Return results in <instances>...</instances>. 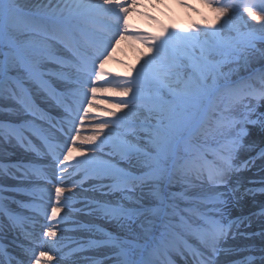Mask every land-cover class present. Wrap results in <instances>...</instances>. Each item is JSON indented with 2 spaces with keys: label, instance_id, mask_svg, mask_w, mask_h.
<instances>
[{
  "label": "snow or ice",
  "instance_id": "6c2138e0",
  "mask_svg": "<svg viewBox=\"0 0 264 264\" xmlns=\"http://www.w3.org/2000/svg\"><path fill=\"white\" fill-rule=\"evenodd\" d=\"M201 3L215 13V22L205 28H164L149 34L128 32V16L139 7L138 0H73L58 12H33L21 0H0V98L14 100L20 111L34 114L28 89L36 85L54 95L49 81L53 76L63 79L68 67L74 70L70 95L83 97L75 109L64 97L58 99L76 135L69 137L71 144L63 151L45 138L52 156L51 176L39 171L35 175L54 186V201L49 189L50 213L46 207L43 214L56 221L62 203L67 206L70 196L65 193L77 187L62 186L69 166L84 179H94L102 194L118 193L119 201H108L99 210L117 223L138 226L144 240L135 245L109 237L118 250V264H159L154 257L175 251L190 252L196 264H214L219 241L231 228L222 211L226 201L221 197L228 194L217 195L216 190L229 185L234 153L251 122V99L264 97V86L257 93L251 85L233 84L223 66L237 59L247 61L257 43H264V0ZM126 34L142 41L147 52L139 67L124 77L104 80L109 76L103 70L109 50ZM102 80L115 81L118 90L98 88ZM260 80L264 82V73ZM99 91L127 99L113 105L115 110L104 109L111 119L101 118L95 133L73 147L81 140L74 122H82L83 116L73 117L72 112L87 115L99 107L93 103ZM241 108L244 111L237 116ZM29 131L0 121V139L22 143ZM181 181L187 186L203 181L212 191L180 210L165 188ZM145 197L151 206L144 207ZM56 238L51 224L41 226L37 240L43 250L33 251L32 264H52L49 251L56 247Z\"/></svg>",
  "mask_w": 264,
  "mask_h": 264
},
{
  "label": "bare ground",
  "instance_id": "6f19581e",
  "mask_svg": "<svg viewBox=\"0 0 264 264\" xmlns=\"http://www.w3.org/2000/svg\"><path fill=\"white\" fill-rule=\"evenodd\" d=\"M72 2L73 0H21V3L25 4L33 12H58L66 4ZM138 2L139 7L135 11L130 12L128 16L129 33L156 34L164 28L177 30L194 29L197 25L205 28L207 23L215 22V13L211 8L201 3V0H138ZM186 4L193 5V8L185 7ZM133 17L138 18L140 26L132 20ZM117 41L114 42V48L109 50L110 58L104 63L103 70L109 74L104 80H108L113 76L124 77L130 70L139 67L143 54L147 52V46L136 39L134 35L126 34L123 38L117 37ZM49 71L54 73L56 70L55 68H50ZM73 72L74 70L68 67L63 73V79H57L56 76H53L49 82L56 86L66 97L65 103H70L75 109L80 107V101L83 97L73 98L70 95L73 91L71 85ZM96 86L98 88L118 90L116 89L115 81L110 84H105L103 80L98 81ZM44 91V89L38 88L36 85L28 89L34 114L20 111V105L14 100L3 98H0V104H2L0 105V113H2V118L10 119L16 126L30 128L36 134L44 128L43 122L38 119L51 120L58 129L55 127L45 128V131L49 135L63 139L62 144L51 142L59 145V149L63 151L65 145L71 144L69 137L74 136V131H70L73 123L70 122L62 104L58 103L60 97L55 94H49L47 91L44 94ZM123 99L127 98L115 96L111 91H99L97 98L93 101L99 107L89 109L87 115H84L83 112L77 113L73 111V117L77 115L83 116L82 122L79 119L74 122V126L80 130L81 140H78L73 147L81 145L83 137L95 133L94 125L98 124L101 118L111 119L105 116L104 109L115 110L113 105L120 103ZM36 103L41 104L47 109V112L44 113L41 108H37ZM9 109L12 110L11 114L8 111ZM58 126H61L63 130ZM24 151L26 149H23L20 145H14L11 140L0 139L1 202L14 205L13 197L21 194L30 195L38 199L43 197L49 200V189L53 190L52 200L54 201V186L46 182H38L40 181L38 179H33L35 174L31 173L29 166L33 167L34 164L21 155ZM73 156L80 158L77 152H73ZM74 163L75 160L72 161V164ZM17 165L25 167V171H18L15 168ZM51 168L47 171V176L49 177L51 176ZM30 179L33 181L29 182L28 180ZM248 181L237 175L235 178L229 179L227 189L220 188L216 190L217 195L220 192H227L228 194L232 187L234 189L236 187V192L232 195L233 200L228 205L229 212L227 214L223 213V219L225 224H231V231H229L236 235L237 239L227 234L219 241V251L213 258L214 264H264V225L259 220L255 222L252 219L260 214L262 209L264 211V196H254L253 193L258 191V184L253 180ZM73 184H76L77 187L71 188L70 192L65 193L66 196H70L67 207L72 211L73 218L68 217L62 208L57 217L59 220L54 221V224H60L56 226V228L58 227V230H56L57 238H59L58 243L55 248L49 251L56 256L54 264H57V262L58 264H118V250L108 242L109 237L125 244L143 245L144 240L140 236L142 229L138 226L128 227L117 223L112 219L106 218L103 212L99 210L108 201H119L118 193L111 195L102 194L94 179H84L79 170L74 171L69 166L62 186L71 187ZM171 189H175L176 193H170ZM211 191V185L203 181L191 186H187L183 181L179 183L173 182L171 187L165 188L167 195L174 198L173 202L178 205L180 210H183L188 204L182 198H189L187 202L196 201L198 203L201 198L209 195ZM228 195L221 197V199L226 201ZM138 196L139 193L136 194V197ZM136 197L131 198L135 199ZM151 203L152 201L149 197L144 198V207L151 206ZM49 204L50 201L47 205ZM61 206H63V203ZM247 212L249 215L245 219L243 216ZM60 217H63V219H60ZM263 217L260 218L262 219ZM1 219L6 218L1 217ZM16 225L15 223L14 226ZM29 233L28 237L35 242V247L37 248L35 252L38 254L40 250H43L39 247L37 240L41 234L36 232ZM92 237L99 239V242L93 243ZM62 241L71 242L72 247L70 249L60 248ZM189 243L194 245L195 241H190ZM89 244L97 248L89 258L75 256L73 251H79V249H83ZM18 248L27 254L28 260L12 262L11 264H32L33 251L22 245ZM172 255L176 262H170L167 253L163 256L154 257V259L158 260L159 264H165V261H167V264H196L190 252L185 255L175 251Z\"/></svg>",
  "mask_w": 264,
  "mask_h": 264
},
{
  "label": "rangeland",
  "instance_id": "374dc122",
  "mask_svg": "<svg viewBox=\"0 0 264 264\" xmlns=\"http://www.w3.org/2000/svg\"><path fill=\"white\" fill-rule=\"evenodd\" d=\"M251 23L256 24L255 21ZM223 72L233 84L251 85L258 93L260 88L264 86V82L260 80L261 73H264V43H257L255 51L247 58V61L237 59L226 62L223 66ZM235 81L237 82L234 83ZM246 103L248 102L246 101ZM242 111L244 109H238L237 116ZM249 119L251 122L245 125L244 135L234 153L233 167L235 171L231 173L229 179L238 175L247 181L253 180L258 184V191L254 192L253 195L264 196V97L256 95L251 99ZM234 192H236V187L229 190L226 203L223 205V213L229 212L228 205L233 200ZM170 193L173 194L174 190L171 189ZM182 199L189 203L187 202L189 198ZM262 216H264V212L252 219L255 222L259 220L264 225V217L260 218Z\"/></svg>",
  "mask_w": 264,
  "mask_h": 264
}]
</instances>
